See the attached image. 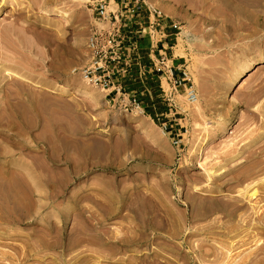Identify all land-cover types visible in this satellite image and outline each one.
<instances>
[{
	"label": "rangeland",
	"instance_id": "obj_1",
	"mask_svg": "<svg viewBox=\"0 0 264 264\" xmlns=\"http://www.w3.org/2000/svg\"><path fill=\"white\" fill-rule=\"evenodd\" d=\"M148 1L197 93L171 136L155 73L84 77L89 0H0V264H264V0Z\"/></svg>",
	"mask_w": 264,
	"mask_h": 264
},
{
	"label": "built area",
	"instance_id": "obj_2",
	"mask_svg": "<svg viewBox=\"0 0 264 264\" xmlns=\"http://www.w3.org/2000/svg\"><path fill=\"white\" fill-rule=\"evenodd\" d=\"M113 4L117 6L116 9L111 8ZM87 5L95 20L106 26L94 27L91 31L88 38L90 60L82 73L90 83L109 90L108 96L113 95L115 98L126 95L124 83L132 76L135 66L138 68L140 78L148 75L149 68L142 63L140 55L142 46L140 39L147 34L146 29H150L148 35L152 39L156 36L167 37L170 31H173V35L178 39L182 30L180 23L169 19L148 0H89ZM144 11L147 12L148 23L142 20L140 28L137 31L132 30L131 25L136 20L143 19ZM169 62L166 50L159 52L150 71L158 77L163 99L169 107L168 113L156 114L157 120L163 130L171 136L174 125L169 120V114L171 112L173 116L177 114L173 106L174 91L180 88L188 89V99L192 102L196 101L197 93L191 85L190 74L185 64L177 67ZM164 82L170 86V92L165 89ZM129 106L138 107L140 103L137 98L131 96ZM175 142L178 145L180 143L179 140Z\"/></svg>",
	"mask_w": 264,
	"mask_h": 264
},
{
	"label": "crops",
	"instance_id": "obj_3",
	"mask_svg": "<svg viewBox=\"0 0 264 264\" xmlns=\"http://www.w3.org/2000/svg\"><path fill=\"white\" fill-rule=\"evenodd\" d=\"M142 18L143 19L136 20L131 25V29L132 30L137 31L140 28L139 26L142 23V20L145 23H148L149 18H148L147 12H146V18H144V16H142ZM151 19H153V18L151 17ZM146 32H147V34L144 36V38L140 39V41L142 43L141 50H140V55L142 57V63L144 65H146L147 68H149L148 74H150V72L152 71L153 62H154V60L157 59V57L159 55V52L162 53V52H165V50H166V53H167V55L169 57V61L173 62L172 65L177 66V67H181L182 65H184L182 57L178 58L176 60V56L175 55L172 56V53H171V50L174 49V47L172 46V41L174 39L173 31H170V33L168 34L167 37L163 38V37H160V36L159 37L156 36L154 39H152L150 37V35H148V33L150 32V29H146ZM133 70L136 71V73H138V68L136 66L134 67ZM134 73L135 72L132 73V76L134 75ZM151 74H154V73L151 72ZM173 125H178L177 121Z\"/></svg>",
	"mask_w": 264,
	"mask_h": 264
},
{
	"label": "bare ground",
	"instance_id": "obj_4",
	"mask_svg": "<svg viewBox=\"0 0 264 264\" xmlns=\"http://www.w3.org/2000/svg\"><path fill=\"white\" fill-rule=\"evenodd\" d=\"M7 1V0H6ZM0 12H1V7H0ZM252 65H253V63L252 62H247L246 64H244V66L242 67V71H241V74L240 75H238L239 76V78H240V76L241 75H243V74H245V73H247L250 69H251V67H252ZM260 67H263V66H260ZM237 78V77H236ZM226 127V126H225ZM225 129V128H224ZM211 140V138H207L206 137V141H205V144L206 143H208V141H210ZM242 201H243V199H242ZM249 201H251V202H253L252 200H250L249 199ZM244 202V201H243ZM258 202L259 201H255V203H253V204H250V208L252 209V210H255V208H256V205L255 204H258ZM247 203H248V201H247ZM260 203H261V201H260ZM237 204V203H236ZM245 204V203H244ZM238 205V204H237ZM242 205V204H241ZM243 206V205H242ZM237 207V206H236ZM238 207H239V205H238ZM249 208V209H250ZM261 208V207H260ZM235 213V212H234ZM255 227V226H254ZM244 229V228H243ZM256 230V229H255ZM226 231V230H225ZM257 231V230H256ZM255 233V232H254ZM247 234V233H246ZM190 238V237H189ZM192 238V237H191ZM187 242V241H186ZM232 244V243H231ZM205 257V256H204ZM225 259V258H224ZM214 262V261H213ZM210 263V262H209ZM215 263V262H214Z\"/></svg>",
	"mask_w": 264,
	"mask_h": 264
}]
</instances>
